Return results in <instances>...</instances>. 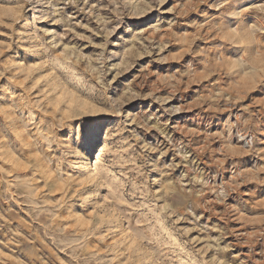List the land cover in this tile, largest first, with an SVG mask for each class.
Wrapping results in <instances>:
<instances>
[{"label": "rangeland", "instance_id": "obj_1", "mask_svg": "<svg viewBox=\"0 0 264 264\" xmlns=\"http://www.w3.org/2000/svg\"><path fill=\"white\" fill-rule=\"evenodd\" d=\"M0 264H264V0H0Z\"/></svg>", "mask_w": 264, "mask_h": 264}, {"label": "bare ground", "instance_id": "obj_2", "mask_svg": "<svg viewBox=\"0 0 264 264\" xmlns=\"http://www.w3.org/2000/svg\"><path fill=\"white\" fill-rule=\"evenodd\" d=\"M80 161H84V160H86V161H88L89 160V154H88V152L87 151H85V152H82L81 154H80ZM156 177H157V175H156ZM158 178H155V180H157Z\"/></svg>", "mask_w": 264, "mask_h": 264}]
</instances>
